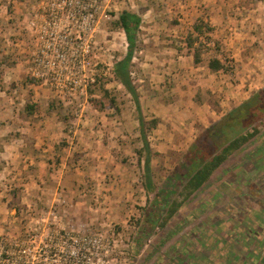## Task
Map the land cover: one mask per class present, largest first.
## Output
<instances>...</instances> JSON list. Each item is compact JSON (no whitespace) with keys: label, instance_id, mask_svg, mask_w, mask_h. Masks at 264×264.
Masks as SVG:
<instances>
[{"label":"rangeland","instance_id":"374dc122","mask_svg":"<svg viewBox=\"0 0 264 264\" xmlns=\"http://www.w3.org/2000/svg\"><path fill=\"white\" fill-rule=\"evenodd\" d=\"M244 1L225 7L232 17L226 23H211V0L202 6L196 5L199 0H111L108 5L112 15L127 10L141 19L129 75L143 118L159 120L147 136L156 191H167L168 178L181 164L188 168L182 163L187 154L198 168L211 150L216 153L260 125L259 134L233 153L164 229L151 222L155 193L144 189V165L136 164L142 141L135 103L113 75L128 43L121 30L109 31L108 22L96 34L91 55L120 113L95 109L89 100L99 93L61 100L42 85L35 96L41 90L51 96L54 107L48 109L47 100L35 102L31 92L12 85L17 94L11 108L6 106L11 112L0 115V207H6L0 208V218L6 216L9 232L24 230L30 216L53 206L66 211L72 226L114 228L123 253L114 264H264V107L249 102L264 90V0ZM37 2L0 0V64L11 60L5 51L14 48L15 39L33 48L25 25ZM198 21L213 29L208 40L200 37L212 50L201 65L186 54L184 41ZM214 43L229 73L207 69V60L217 54ZM27 104L41 111L30 121Z\"/></svg>","mask_w":264,"mask_h":264},{"label":"built area","instance_id":"2783aa9c","mask_svg":"<svg viewBox=\"0 0 264 264\" xmlns=\"http://www.w3.org/2000/svg\"><path fill=\"white\" fill-rule=\"evenodd\" d=\"M110 1L38 0L25 25L33 47L27 76L61 100L87 96L98 76V64L91 55L96 34L117 18L108 8ZM39 213L30 216L24 230L0 234V264H114L121 260L114 228L72 226L66 222V211L53 206Z\"/></svg>","mask_w":264,"mask_h":264},{"label":"trees","instance_id":"16d2710c","mask_svg":"<svg viewBox=\"0 0 264 264\" xmlns=\"http://www.w3.org/2000/svg\"><path fill=\"white\" fill-rule=\"evenodd\" d=\"M140 24V17L127 10H123L119 13L115 20L109 22V31L112 32L121 30L125 34L128 43V51L125 57L114 65L113 75L116 81L119 82L129 92V94H131L135 103V109L137 111L135 117L138 122L142 141V147L139 150H136V164L138 165V167H140L142 163L144 165V172L142 176L144 189L147 192L155 193V202L152 208L153 210L151 212V222H154V225L159 226V228L164 229L168 222L178 212V210L198 190H200L205 183L208 182L214 172L218 170L233 153L241 149L259 134L258 127L260 125L259 123H255L252 127L251 132H246L244 134L236 136L226 145L221 147L216 153L211 150V156L209 157V159L198 168H194V159L188 160L187 154L182 163H186L188 168H185L181 164L182 167L178 169L177 173L174 174V176L168 178V183H170V186H168L167 191H156V186L152 180L151 172L152 152L150 151L149 143L147 142V136L152 130L157 128L159 120L157 118H152L146 121L143 118L141 114L140 104L138 102V96L129 75L130 63L135 48L136 33L140 27ZM212 30L213 29L211 28V26H209V24L198 21L193 24L192 32H188L184 39L185 45L188 50L186 54L192 57L193 63L195 65H201L204 62L203 55L212 51L209 46H206V44L201 41L200 38L201 36H204L208 40L209 38L206 36V34L211 33ZM213 50L217 54L211 55L207 60V69L212 73H229L232 69L229 68L225 61L221 59L222 56L220 55H222V53L219 54L220 45L218 43H214ZM2 64H4V62H2ZM1 76L2 73H0V78ZM26 81L27 83H32L34 85L40 84L39 80L32 79L28 76L26 77ZM105 85V79L102 77H97L95 84L88 88V94L90 96H93L96 93H99L98 96L100 97L91 98L89 102L98 111L114 109V111L118 114L121 112V109L117 105V99L109 92V90L106 89ZM263 99L264 90L253 95L249 102L259 101L258 105L264 107ZM244 106H242L241 108H243ZM53 107L54 105L53 103H51L49 104L48 109ZM37 108L38 106L36 104H27L24 108V112L27 116H30L34 114ZM212 128H210L207 132H209ZM200 139L198 140L200 141ZM154 155L157 154L155 153Z\"/></svg>","mask_w":264,"mask_h":264},{"label":"crops","instance_id":"0c3cea01","mask_svg":"<svg viewBox=\"0 0 264 264\" xmlns=\"http://www.w3.org/2000/svg\"><path fill=\"white\" fill-rule=\"evenodd\" d=\"M239 1L240 0H211V3L207 4V5H210L212 7L211 10L213 11V18L209 17L211 23H212V19L214 21L221 19L224 21V23L232 22V17L229 13L225 12V7L235 5ZM245 2L246 1L243 0L242 3H245ZM205 3H206V0H199V3L196 5L202 6V5H205ZM26 5H27L26 7L24 6L26 8V10L22 14V15H25V17L28 14L27 10H29V9H27V7L30 4H26ZM202 20H205V19L202 18ZM243 20L246 21V18H243ZM11 43H12V41H11ZM22 45H24V44H22ZM12 47H14V48H11L10 50L5 51V54L8 55L11 59V60H9V63H7L6 65L0 64V68L2 69L1 71L4 72V73L2 72V76L0 78V79H2L1 83L2 84L6 83L7 85H9V88L11 91L10 93H6L5 88L0 87V105L1 104L4 105L6 103V105H4V107L6 108V106H7V107L11 108V104H13V101L16 99L15 95L17 94V93H15L16 90L12 89V85H15V86L21 85V90H22L21 92H23V91L28 92L29 91V94L31 92V95H33L31 97V99H33V97H36L35 102L43 103V102H45V100H47L46 103H47V105H49L48 102L52 101V98H51V96H50V98H47L49 96H45L46 93L43 90L38 91L41 94H38V96H35L37 89L42 88L43 86L41 84L40 85L39 84L34 85L32 83H27V81H26L27 67H28L30 55L32 52L31 47H29V45H27V47L19 45L18 41L16 39H15L14 43L12 44ZM116 63L117 62H115L114 64H116ZM23 83H25V84H23ZM31 103H34V102H31ZM9 112H11V109L8 110V108H6L2 112H0V115H2V118H6V117H8ZM36 113L37 114L41 113V111L40 112L35 111L34 114L30 115V116H27L26 114L25 115H26V118L29 119V121H30V119H32L33 117L36 116ZM5 123H8V122L6 121ZM3 127H6V125H4ZM0 208L3 210V212H4V210L6 211V207L1 206ZM0 219H1L0 223H2V226L0 227V234L9 232L10 223L8 221H6L7 220L6 216L1 217Z\"/></svg>","mask_w":264,"mask_h":264}]
</instances>
